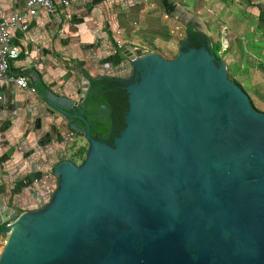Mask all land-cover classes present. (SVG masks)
<instances>
[{"label": "water", "instance_id": "95a60500", "mask_svg": "<svg viewBox=\"0 0 264 264\" xmlns=\"http://www.w3.org/2000/svg\"><path fill=\"white\" fill-rule=\"evenodd\" d=\"M185 31L173 60L133 57L127 80L78 70V101L57 110L84 159L54 166L41 209L0 202V264H264V113L201 24Z\"/></svg>", "mask_w": 264, "mask_h": 264}, {"label": "crops", "instance_id": "0c3cea01", "mask_svg": "<svg viewBox=\"0 0 264 264\" xmlns=\"http://www.w3.org/2000/svg\"><path fill=\"white\" fill-rule=\"evenodd\" d=\"M165 1L173 7L172 11L165 9L167 13L176 8L186 10L188 14L184 15L189 18L199 13L191 2L188 8L184 0ZM248 1L250 5L239 17L229 16L228 24H221L223 31L236 34V43L228 47L227 40L222 39L219 52L229 49L228 55L221 57L225 70L231 69L227 79L247 96L254 110L264 113V26L259 22L264 19V11L259 9L264 8V0ZM25 2L0 0V19L21 12ZM151 2L53 0L51 14L37 9L25 32H10L8 72L27 78V85L16 89L0 82V202L4 207L21 214L45 206L42 203L48 194L51 197L54 183L56 186L54 166L70 161L69 148L73 147L74 153L86 144L84 138L67 127L69 118L57 108H66L70 114L78 101V70L89 80H121L131 73V65L125 61L117 64L113 53L119 48L124 28L131 32L134 29L125 13H141ZM205 30L219 34L218 28L212 30L208 26ZM238 41L254 46L242 56ZM30 72L38 77L41 90L34 88ZM31 176L33 179L29 180Z\"/></svg>", "mask_w": 264, "mask_h": 264}, {"label": "rangeland", "instance_id": "374dc122", "mask_svg": "<svg viewBox=\"0 0 264 264\" xmlns=\"http://www.w3.org/2000/svg\"><path fill=\"white\" fill-rule=\"evenodd\" d=\"M150 1L152 2L147 4V7L141 13H125L128 17L127 21L132 22L130 24L134 29L132 33L129 31L128 27L124 28L119 48L115 49L113 53L117 64L125 61L124 63L126 65H131L132 58L143 56L145 55L144 52H147V54L151 52L156 53L162 59L167 61L173 60L177 54V45L185 40V28L191 27L196 21L199 22L203 28L205 36L210 44V53L213 55L215 61H222L221 57L228 55L229 49L221 54L219 52L220 42L222 39H225L228 42V47L230 44L235 46L236 39L234 37H236V34L227 29L223 31L220 28L221 24H224V22L228 24L229 16L234 15V17H239L241 12L244 11V7L250 5L248 0H184V2H182L185 7L189 8L192 4V6L195 7V12H199L195 15L196 17L193 15L189 18L188 15H184L186 10H183L182 8H176L173 12L167 13L159 3H156L155 0ZM153 3L156 4L153 5ZM128 5L129 4H127V7ZM259 9H262V7ZM186 13L188 14V12ZM240 18H242V16ZM259 22L264 26V19H261ZM208 26L211 27L212 30L218 28L219 34H209L206 32L205 29ZM243 37L245 38V36ZM251 46L254 45L248 41L245 43L238 41V47L242 56H245L249 49L251 50ZM243 47L246 51H243ZM111 63H113V61H111ZM225 72L227 78H229V76L231 77V69L229 67H227ZM124 76L125 77H122L121 79L122 81L130 78L131 73ZM72 148L73 147L69 148L71 152L69 162L75 165H80L87 151V143L74 153H72ZM55 187L54 183L52 191H54L53 189H55ZM50 194L47 195V198L42 205L48 203ZM40 199L41 198H39V200ZM6 238V234L2 235V239H0V250L3 247Z\"/></svg>", "mask_w": 264, "mask_h": 264}, {"label": "built area", "instance_id": "2783aa9c", "mask_svg": "<svg viewBox=\"0 0 264 264\" xmlns=\"http://www.w3.org/2000/svg\"><path fill=\"white\" fill-rule=\"evenodd\" d=\"M66 3V1L62 2L63 5H66ZM37 9L51 14L54 10L53 0H26L21 12L0 19V82L3 84H11L16 89L25 88L27 78L13 76L8 72L7 44L9 34L13 30L25 32L28 28L29 20L35 15Z\"/></svg>", "mask_w": 264, "mask_h": 264}, {"label": "trees", "instance_id": "16d2710c", "mask_svg": "<svg viewBox=\"0 0 264 264\" xmlns=\"http://www.w3.org/2000/svg\"><path fill=\"white\" fill-rule=\"evenodd\" d=\"M159 1H160L161 5L164 9H167L168 11L173 10V7L170 6L169 4H167L165 0H159ZM104 79H106V80H117V79H107V78H104ZM42 88H43L42 85L40 83H38L37 90H41Z\"/></svg>", "mask_w": 264, "mask_h": 264}, {"label": "flooded vegetation", "instance_id": "af4514ba", "mask_svg": "<svg viewBox=\"0 0 264 264\" xmlns=\"http://www.w3.org/2000/svg\"><path fill=\"white\" fill-rule=\"evenodd\" d=\"M185 39H186V35H185Z\"/></svg>", "mask_w": 264, "mask_h": 264}]
</instances>
